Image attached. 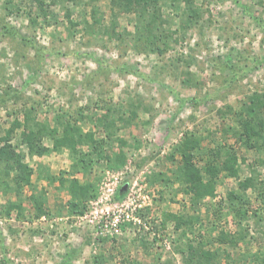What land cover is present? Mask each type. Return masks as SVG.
<instances>
[{
    "label": "rangeland",
    "instance_id": "374dc122",
    "mask_svg": "<svg viewBox=\"0 0 264 264\" xmlns=\"http://www.w3.org/2000/svg\"><path fill=\"white\" fill-rule=\"evenodd\" d=\"M3 146L0 264H264V0H0Z\"/></svg>",
    "mask_w": 264,
    "mask_h": 264
},
{
    "label": "trees",
    "instance_id": "16d2710c",
    "mask_svg": "<svg viewBox=\"0 0 264 264\" xmlns=\"http://www.w3.org/2000/svg\"><path fill=\"white\" fill-rule=\"evenodd\" d=\"M140 1H144V0H137V2H140ZM146 1H154V0H146ZM8 146H3V147H0V154L1 156L6 153L8 155V158H10L11 156H13V152H8L7 151V148ZM30 148L33 149V146L30 145ZM8 149H11L10 146ZM38 153H39V150H38ZM185 164V170H186V179L190 181V183L192 184L193 187L195 188H199L200 187V183H201V176L199 175V172L198 170L192 165V163L190 161L185 160L184 162ZM223 241V240H222ZM220 243H224V242H221L220 240Z\"/></svg>",
    "mask_w": 264,
    "mask_h": 264
}]
</instances>
